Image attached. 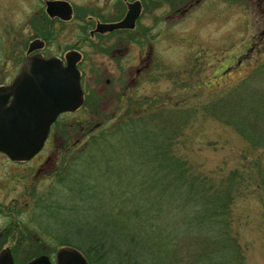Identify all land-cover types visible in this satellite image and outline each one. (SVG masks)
Here are the masks:
<instances>
[{"label": "rangeland", "instance_id": "rangeland-1", "mask_svg": "<svg viewBox=\"0 0 264 264\" xmlns=\"http://www.w3.org/2000/svg\"><path fill=\"white\" fill-rule=\"evenodd\" d=\"M178 1L183 5L190 0H173L175 3ZM171 2L164 0L159 11L162 19L158 25L162 39L159 47L162 52L161 69L151 71L147 75L149 78L134 87L135 94L129 103L119 102L120 94L128 93L124 83L115 86L113 99H110L112 93L101 91L99 85V111L94 118L83 117L85 124L93 121L89 127L95 125L94 133L76 146L70 164L66 158L57 162V167L55 162L49 163L44 173L49 175L37 177L32 170L35 160L19 166H10L0 160V224L3 230L9 229L12 221L22 226L25 224V228L29 225L35 240L50 249V253L63 246L62 251H74L85 264H94L92 250L87 253L89 256L81 251L85 249L81 243L87 240L86 235L90 237L85 224H94V199L88 197L94 196L95 181L102 183L100 193L105 197L117 190L116 183L112 187L114 178L105 183L102 177H94V164L101 155H105L113 157L115 164H130L129 160H136L138 165L137 154H140L143 144L142 137L118 144L116 139L106 138L121 128L123 118L156 115L151 114L152 111L163 112L161 116L172 112L183 119L180 121L182 133L175 131L177 155L214 182L231 179L233 189L228 235L235 252L227 250L224 257L229 256L233 261L236 254L239 264H264V117L259 119L254 113H248L249 128L255 134L246 137L235 128L245 107L237 104L240 110L228 108L235 121L229 119L228 113L223 114L225 112L222 113L220 108V102L227 98L234 102L256 94L255 98L264 101V75L255 74L264 62V35H261L264 23L257 21L260 17L258 19L256 7L250 0H201L187 9L183 21L179 22L176 18L171 19L177 8L174 3L168 8ZM3 10L2 16L6 14L5 8ZM248 45L254 48L244 56ZM2 47L0 36V54ZM238 60L241 62L236 64ZM17 72L10 68L0 69V84L9 83ZM113 112L115 116H111ZM170 130L171 127L166 129V136ZM102 137L105 140L101 145ZM93 141L94 145H91ZM95 147L100 149L95 152ZM138 147L137 152L133 151ZM129 153L136 154L130 156ZM51 168L52 171L56 168L55 175L50 174ZM59 179L64 183L71 182L66 184L72 185L68 189H74L75 194L64 193L62 190L66 191V186L64 183L58 185ZM137 179H142L140 173ZM69 196L80 197L76 202L77 209L68 207L60 216L54 212L52 217L50 213L53 211L45 206L60 201L67 203ZM68 221L80 226L78 235L72 234ZM203 243V240L186 241L189 256L201 254Z\"/></svg>", "mask_w": 264, "mask_h": 264}, {"label": "flooded vegetation", "instance_id": "flooded-vegetation-1", "mask_svg": "<svg viewBox=\"0 0 264 264\" xmlns=\"http://www.w3.org/2000/svg\"><path fill=\"white\" fill-rule=\"evenodd\" d=\"M163 1L0 0V14L6 11L0 15V69L18 70L9 83L0 84V160L10 166L35 160L32 170L37 177L49 175L44 174L49 163L57 167L66 158L70 164L76 146L94 133L95 125L89 127L93 121L85 124L83 117L98 113L99 85L113 99L115 86L124 83L128 93H121L119 102L129 103L134 87L161 69L158 25ZM199 1L182 5L172 0L168 8L173 3L177 8L171 19L183 21L187 9ZM250 2L260 17L257 21L264 23V0ZM251 45L244 56L254 48ZM36 76L54 81L61 91L57 101L39 111L25 107L22 96ZM10 225L3 230L0 224V264H82L80 255L79 262L69 261L78 257L64 253L63 246L50 253L35 240L29 225Z\"/></svg>", "mask_w": 264, "mask_h": 264}, {"label": "trees", "instance_id": "trees-1", "mask_svg": "<svg viewBox=\"0 0 264 264\" xmlns=\"http://www.w3.org/2000/svg\"><path fill=\"white\" fill-rule=\"evenodd\" d=\"M255 74L264 75V62ZM255 95L234 102L230 101L231 98L220 102L223 114L237 108V104H242L245 109L248 106V110L241 111L235 123L237 132L246 137L255 134L249 128L248 113H254L259 119L264 117V101L255 98ZM237 109L240 110L239 107ZM153 113L156 115L147 114L149 118H146L147 115L135 119L131 116L123 118L121 128L106 138L116 139L118 144L142 137L143 146L137 154L140 163L137 165L136 160H129L130 164H115L113 157L101 155V159L94 164V177H102L105 183L114 178L112 187L116 183L117 190L108 191L110 196L105 197L100 193L102 183L94 182L96 191L94 196L88 197L94 199V224L88 225L85 221L90 237L86 235L87 240L81 243L85 249L81 251L86 255L92 250L94 264H239L236 254L233 261L229 256L224 257L227 250L235 252L228 235L233 189L231 179L214 182L208 175L195 171L187 160L177 155L175 148V131L182 133V117L172 112L164 116L160 115L161 111ZM228 117L235 121L229 113ZM166 127H171L168 136ZM104 140L102 137L100 144ZM106 144L110 147L108 142ZM97 149L100 148L95 147V152ZM143 159H146L145 162ZM139 173L141 180L137 179ZM57 183L63 185L64 182L59 179ZM66 183V191H62L75 194L74 189H68L72 185ZM78 199L80 197L69 196L67 203L62 204L59 200L58 203L47 204L45 208L53 211L50 213L53 217L54 212L62 214L65 208L77 209ZM68 225L73 230L72 234L78 235L80 226L69 221ZM198 240L204 241L201 254L189 256L186 241ZM77 248L81 249L80 246Z\"/></svg>", "mask_w": 264, "mask_h": 264}, {"label": "water", "instance_id": "water-1", "mask_svg": "<svg viewBox=\"0 0 264 264\" xmlns=\"http://www.w3.org/2000/svg\"><path fill=\"white\" fill-rule=\"evenodd\" d=\"M34 74L31 73V76H33ZM45 81L46 80L43 77L36 76L35 80L31 82V86L28 89V91L26 93H24V95H22L23 100H24L23 105H25V107L27 106L29 109L30 106L31 107L33 106L32 108L35 111H39L43 106H46L48 104H52L53 103L52 100L57 101L58 96L61 95V91H58L57 87L53 86L54 85L53 83H55L54 81L51 84H50V82L46 83ZM62 91H64V90H62ZM63 94H64V92H63ZM33 118L36 119V117H33ZM64 253H66L69 256H72V254L77 255L76 257H78V258L75 259L72 256V259L68 258V260L71 262H73V260H76L77 262H79L80 256L76 252H74V251L73 252H71V251L65 252L64 251ZM82 264H85V262L83 260H82Z\"/></svg>", "mask_w": 264, "mask_h": 264}]
</instances>
